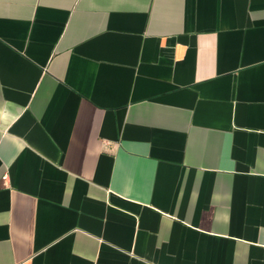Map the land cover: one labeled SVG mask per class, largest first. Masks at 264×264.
<instances>
[{
	"label": "crops",
	"instance_id": "1",
	"mask_svg": "<svg viewBox=\"0 0 264 264\" xmlns=\"http://www.w3.org/2000/svg\"><path fill=\"white\" fill-rule=\"evenodd\" d=\"M0 264H264V0H0Z\"/></svg>",
	"mask_w": 264,
	"mask_h": 264
}]
</instances>
